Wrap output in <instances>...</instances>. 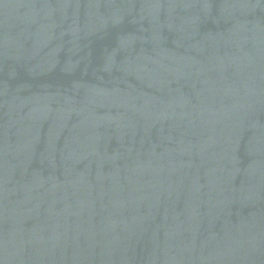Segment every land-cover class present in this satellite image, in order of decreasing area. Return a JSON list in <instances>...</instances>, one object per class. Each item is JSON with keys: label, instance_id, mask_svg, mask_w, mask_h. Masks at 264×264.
<instances>
[{"label": "water", "instance_id": "95a60500", "mask_svg": "<svg viewBox=\"0 0 264 264\" xmlns=\"http://www.w3.org/2000/svg\"><path fill=\"white\" fill-rule=\"evenodd\" d=\"M0 264H264V0H0Z\"/></svg>", "mask_w": 264, "mask_h": 264}]
</instances>
